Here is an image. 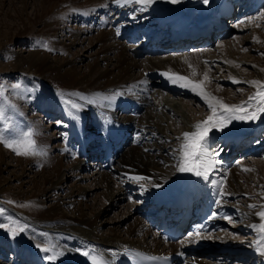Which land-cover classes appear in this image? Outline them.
<instances>
[{
  "label": "bare ground",
  "instance_id": "bare-ground-1",
  "mask_svg": "<svg viewBox=\"0 0 264 264\" xmlns=\"http://www.w3.org/2000/svg\"><path fill=\"white\" fill-rule=\"evenodd\" d=\"M48 1L34 3L31 17L20 14L23 31L19 36L43 24L40 19L54 10L60 17L68 15L72 20L80 19L86 26L76 28L69 36L60 35L62 40L55 41L58 37L53 29L55 14L53 22L44 27V37L50 41L51 49L18 55L12 69L21 70L26 65L24 72L28 77L56 89V104L41 103L39 109L49 117L57 119L59 115L66 124L61 138L64 145L54 147L52 158L48 157L46 146L51 135L44 136L41 124L34 120L31 126L36 127L33 131L38 143L33 140L31 157L22 161L12 154L5 155L0 149V174L9 173L10 163L21 175L31 171L33 165L39 168L28 182L32 185L28 188L32 191L31 197L21 190L10 191L7 178L0 183V197L10 195L5 200L23 201L27 207L17 212L21 219L47 233L44 243L23 237L22 242L30 244L32 249L20 251L19 260L23 264L27 261L29 264L32 259L36 264H82L87 251L95 250L111 264H125L122 250L135 248L160 256L183 254L185 264H205L200 252L205 244L209 245V239L204 232L225 224L229 218L227 211L234 209L243 223L240 231L251 235L247 238L252 240L253 249H234L231 245L235 239L219 233L216 238L224 245V252L219 257L210 255V261L228 264L230 258L250 256L258 260L257 264H264V160L251 163L244 158L233 163L223 149L227 141L226 146L233 147L230 151L227 149L233 157L237 148L255 142L258 133L264 130V96L250 101L243 98L247 92L255 96L256 90L264 85V67L234 57L232 51L244 39L233 34V30L240 32L246 29L245 24L229 31L228 26L224 29L223 23L217 21L227 13L231 0H223L221 5L218 0H54L52 5ZM252 2L257 6L261 0ZM256 8L252 5L245 12ZM93 17L97 20H92ZM257 20L264 21V18ZM149 23L154 24L151 30L147 29ZM256 27L254 36L259 33ZM92 32L96 35L87 38ZM141 32L148 37L146 43L148 40L154 43L155 36L177 32L182 41L177 47L182 48L184 44L189 48L181 54L143 56L145 42L137 46L128 44ZM208 32L212 35L210 39L200 37ZM210 44L212 48L208 47ZM76 45L80 47L78 53L71 58L64 56ZM150 48L155 50L153 46ZM89 55L91 61L83 70L82 59ZM239 65L252 68L251 79L242 78ZM223 81L243 87L226 93L218 85ZM196 101H201L204 108ZM193 102L195 107L191 108ZM194 112L197 116L193 117ZM86 122L88 127L84 125ZM112 137L120 139L121 143L113 165L106 169L102 146L104 138ZM214 139L221 143L211 156L209 146L215 144ZM263 147L254 149L252 154L261 153ZM67 158L72 160L66 167L67 175H63L62 165ZM85 159L90 162L85 163ZM86 167L93 171L83 178L91 183L103 204L108 200L109 205L119 208L122 195L126 194L125 186L132 185L140 196L145 194L148 198L146 207L142 205V210L138 211L139 205L137 208L134 203L131 207L123 206L119 212L124 222L118 221L115 228L105 232L96 223L101 213L85 202L91 188L79 190L70 183L67 190L59 193L61 196L57 194L62 182L75 183L79 180L76 170ZM14 174L11 177L18 180ZM185 191H199L211 197L213 215L196 235L190 233L178 242L166 243L160 239L159 231L151 229L145 220L158 213L156 208L160 203ZM42 195L52 202L44 211L35 208L30 201ZM241 199L244 208L240 209L238 201ZM41 255L42 259L37 258ZM14 260L17 262L18 257Z\"/></svg>",
  "mask_w": 264,
  "mask_h": 264
},
{
  "label": "rangeland",
  "instance_id": "rangeland-1",
  "mask_svg": "<svg viewBox=\"0 0 264 264\" xmlns=\"http://www.w3.org/2000/svg\"><path fill=\"white\" fill-rule=\"evenodd\" d=\"M38 1L39 0H0V65H2L0 67V149L4 151L5 155L12 154V156L19 158L22 161L27 160L29 157H31L32 152L34 150L35 139L36 143H38L33 131L36 127L31 126L33 120L41 124L44 136L51 135L50 137L52 139L48 144H46L47 149H49V158H52V155L54 154L52 152L56 149H54L55 146L58 145L62 147L64 145V142H62L63 139L61 140V138L63 133L66 132V124L59 115H56L58 117L57 119L52 116L49 117L46 116L48 115V113L45 115V112L42 108L39 109L41 103L42 105L50 104L51 106L56 104V101L58 99V92L56 91V89H49L41 80H34V78L28 77L24 72L26 70L25 68L27 67L26 65L23 66L24 69L17 71L12 70L18 62V55L23 54L25 52H36L40 50L48 52L52 47L50 41L46 40L44 37V27L45 25H49V23L53 22L57 10H54L53 13L50 12L44 19H40V21L43 20V24L40 25L39 23L38 25L33 26L32 29H27L21 36H19L18 34L23 31V25L20 21V14L23 13L24 16L31 17V13L35 7L34 3H37ZM48 2L50 5H52L51 3L54 2V0H49ZM24 3L25 7H23ZM237 3L241 6V12L239 16L238 14H236L238 6L235 5ZM243 5L244 3L241 4L240 2H233L231 14L232 11L233 13H235L234 18L236 20L232 18L229 19V21H227L226 23L229 28V31L233 27H240L243 24H245L246 28L242 29L240 32H237L238 29L237 31L233 30V34L235 33L236 35L240 36L244 39V41H242L240 45H237L235 50L232 52L235 55V59L238 61L252 63L256 67H264V41H262V39L264 38V21L257 20V18H264V4L256 12L251 14L248 13L249 15H243L245 7L247 6ZM49 15H51V17L47 18ZM93 18L94 19L92 20H97V17ZM55 19V26L53 29L54 32H56L58 35V37H55V41L62 40L60 35L64 34L66 36H69L70 33L75 32L77 30L76 28L82 29L83 26H86V23L83 24L82 20H72L70 17H68V15L60 17V15L56 14ZM243 19H245V21ZM254 27H256L259 31L258 35L255 36L253 35ZM95 35L96 32L89 33L87 35V38L89 36ZM87 43L88 41L85 43V45ZM216 44L217 43H214L213 45ZM208 47L212 48L213 46L211 44ZM69 51L70 53H67L64 56L71 58L72 55L80 51V47L77 45L73 46L72 48H69ZM82 53L84 52L82 51ZM92 54H95L94 50L92 51ZM167 54L168 53L156 56H168ZM91 58V55H89V58H86L84 56V58L82 59V64L80 65L83 70L86 68V65L91 61ZM239 68L243 71L241 72V76L243 79L252 78L253 70L251 67L239 65ZM218 85L219 87H221V89H224L226 93L236 88L243 87L242 85H234L226 81L220 82L218 83ZM164 94L166 93L164 92ZM244 94V101H250V99H253L256 96L257 98L264 96V85L256 90L255 96L248 95V92ZM243 98H241V100H243ZM185 99L187 100L188 98L185 97ZM188 100L190 101V99ZM38 102L40 104H38ZM194 103L195 102L191 103V108L195 107ZM196 103L204 108L201 101H196ZM52 115L54 116V114ZM192 115L193 117L197 116V112H194ZM84 125L88 127L89 123L86 122ZM251 134H249L248 136L250 137ZM256 137H258V140H255V142H250V144L241 145V147L237 148V150L234 151L235 155L233 157L231 156V152H229V148L231 147L224 146L223 149L225 148V153H228L230 155L232 159L231 161H234L233 163H237L236 161H241L244 158L247 161H250L251 163L258 160L263 161L264 150H262L261 153L257 152V154H252V151L254 149L262 148L264 146V130L258 133V136ZM216 141V139L212 140V142H214L215 144H210L209 146V154L211 156L216 154V151L214 150L216 148H219L218 146H220L221 142ZM244 147L249 150H242ZM227 149H229V151ZM219 152L221 155L222 150ZM71 160L72 159L67 158L63 162V175L66 174V167L69 166ZM86 161L88 162L89 159H85V163ZM32 168L33 169H31V171H27L25 175H21L22 173L14 168V164L10 163V167L7 169L9 173L3 172L0 174V183L2 184L3 180L7 178L10 181L9 189L12 188L10 189V191L17 193V191L21 190L24 195L31 197L32 191H30V189L32 185L30 183L28 184V182H31L33 177L35 176V173L39 171V168H36L34 165L32 166ZM91 170L93 171V169L89 167H86V169H77L76 174L79 175V180H76L75 183L72 181L62 182L59 185L60 190L57 192V194H61L63 190H67L70 183H73L76 187L75 189L79 190L81 187H86L84 188V191H88L87 189L91 188L89 194L85 196V202L91 207L92 210H97L101 213L96 223L98 226H100V228L107 232L106 229L115 228L118 225V221L121 220V211L119 212V210H123V206L131 207V205H133L134 203V205H136L138 208V205L145 198L138 196L137 190L134 191L132 185H126L124 191V193L126 194L122 195V201L119 203V208L114 205H109L108 200H105V203L103 204L100 201L96 190L91 187V183L85 178H83L85 175H89L92 172ZM13 173H15L14 175L19 178L18 180H15L13 177H11V174ZM69 177L70 175L65 179V181H67ZM253 188H255V185ZM253 190L252 192L255 193L256 190ZM129 191L133 192L135 195H133V193L127 195L129 194ZM9 196L10 195L0 197V264H14V262H16V260H14L16 259V257H18L16 263L23 264V261L19 260V258H21L19 252L28 251L32 248L30 244L24 243L25 241L22 242V238L26 236L25 238H30V240L31 238L36 240L38 239L43 241L44 243L47 238V233L46 231L40 228L32 227L26 222H24L17 212L20 213L22 208L27 207V205H25L21 200H5ZM31 199V204L34 205L35 208L37 207L39 210L41 209L44 211L46 208L51 207L52 205V202H49V198L44 195L40 196L39 198L37 197V199L36 197ZM241 200L238 201V206L240 209L244 208V201ZM227 213H229V218L226 220L225 224L220 225V227H218V230L212 231V234H208L209 245L205 244L202 248V251L200 252V256H203L202 259H204L205 264H211L212 261L210 260L212 258L209 257L210 255L219 257L224 252V245L221 242L217 241L216 238V235L219 233H224V235L232 236V238L235 239V242L233 241L231 245L234 249H239L242 247L249 251H252L253 249L250 245L252 240L247 238L251 235H249L246 231H240V228L243 223L240 221L239 216L237 215L238 211L234 209H229ZM124 220L125 218L121 220V222H124ZM121 228L125 229L124 226H121ZM5 244L7 245L4 246ZM43 257V255L37 256V258L41 259ZM33 260L34 259H32L29 264H36ZM257 261V259H255L254 257L252 258L250 256L246 259L230 258L227 260L228 264H257ZM212 263L216 264L214 262ZM223 263L224 262L221 261V263L219 264Z\"/></svg>",
  "mask_w": 264,
  "mask_h": 264
}]
</instances>
